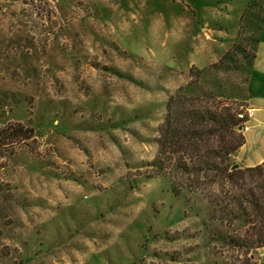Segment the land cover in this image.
<instances>
[{
	"label": "rangeland",
	"instance_id": "374dc122",
	"mask_svg": "<svg viewBox=\"0 0 264 264\" xmlns=\"http://www.w3.org/2000/svg\"><path fill=\"white\" fill-rule=\"evenodd\" d=\"M262 55L264 0H0V127L34 129L0 155V264H264L225 189L151 165L171 95L246 108Z\"/></svg>",
	"mask_w": 264,
	"mask_h": 264
},
{
	"label": "trees",
	"instance_id": "16d2710c",
	"mask_svg": "<svg viewBox=\"0 0 264 264\" xmlns=\"http://www.w3.org/2000/svg\"><path fill=\"white\" fill-rule=\"evenodd\" d=\"M227 54L229 51L213 67L223 65ZM202 73L203 69L192 66V82H197ZM250 93L253 94L251 90ZM244 108L238 98L212 92L186 95L179 88L168 99L167 114L159 127V150L151 165L154 174H182L189 190L206 179L225 189L224 199L226 207L232 206V220L243 217L248 225L243 236L230 237V244L258 249L264 246V161L232 167L233 155L245 141L241 128L246 119L239 116ZM33 136L34 129L21 122L1 126L0 155ZM183 183H174L176 193L184 188Z\"/></svg>",
	"mask_w": 264,
	"mask_h": 264
},
{
	"label": "crops",
	"instance_id": "0c3cea01",
	"mask_svg": "<svg viewBox=\"0 0 264 264\" xmlns=\"http://www.w3.org/2000/svg\"><path fill=\"white\" fill-rule=\"evenodd\" d=\"M250 87L254 95L247 107L254 109V115L247 120L248 128L242 131L245 141L234 154L239 165L244 167L264 161V55L255 64Z\"/></svg>",
	"mask_w": 264,
	"mask_h": 264
},
{
	"label": "built area",
	"instance_id": "2783aa9c",
	"mask_svg": "<svg viewBox=\"0 0 264 264\" xmlns=\"http://www.w3.org/2000/svg\"><path fill=\"white\" fill-rule=\"evenodd\" d=\"M254 115V109L253 108H244L240 113L239 116L243 119H246V122L242 126V130H246L248 128L247 120L251 118Z\"/></svg>",
	"mask_w": 264,
	"mask_h": 264
},
{
	"label": "water",
	"instance_id": "95a60500",
	"mask_svg": "<svg viewBox=\"0 0 264 264\" xmlns=\"http://www.w3.org/2000/svg\"><path fill=\"white\" fill-rule=\"evenodd\" d=\"M237 166H238V164H235V165H234V167H237Z\"/></svg>",
	"mask_w": 264,
	"mask_h": 264
}]
</instances>
